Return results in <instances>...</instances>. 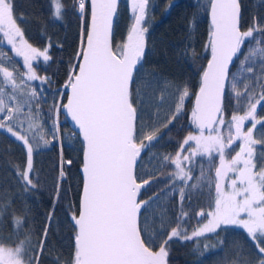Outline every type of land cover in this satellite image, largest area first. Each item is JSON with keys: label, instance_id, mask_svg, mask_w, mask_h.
Here are the masks:
<instances>
[{"label": "snow or ice", "instance_id": "1", "mask_svg": "<svg viewBox=\"0 0 264 264\" xmlns=\"http://www.w3.org/2000/svg\"><path fill=\"white\" fill-rule=\"evenodd\" d=\"M119 2L49 0L55 20L70 11L80 24L65 82L52 92L47 112L51 128L46 132L40 115L47 103L45 85L52 80L40 75L34 62L42 58L47 63L52 57L48 47H34L25 38L24 17L15 14L14 0H0V45L11 50L0 48V131L25 150L24 164L15 168L24 193L39 188L33 178L34 153L54 142L61 148L52 210L39 235L28 227L27 213L18 214L14 199L0 192V224L9 221L14 237L12 243L0 240V264H43L45 256L50 264H169L170 242H191L194 254L203 256L224 244L220 233L229 228L241 229L253 251L245 256L237 248L231 264H264V17L254 14L245 20L241 0H197L194 7L207 15L209 28L203 46L206 64L199 66L193 91L186 83L145 72L151 0H129L130 25L125 37L115 39ZM172 6L166 0L165 11ZM196 26L194 15L189 30ZM13 54L22 59L25 71L18 70ZM184 54L197 56L191 45ZM150 90L156 111L145 120L140 113ZM168 90L173 103L160 121ZM190 96L195 131L177 142L175 154L150 157V166L156 161L154 170L141 175L139 162L162 139L161 129L181 119ZM226 101L235 104L230 118ZM61 115L70 119L68 139L82 153L78 203L69 201L65 209L72 226L69 257L48 245L61 189L74 163L62 155ZM238 141V150L233 149ZM205 189L212 201L209 210H193L191 201ZM162 196L171 198L169 204L178 213L171 222L168 207L161 206L159 214L153 210ZM193 217L196 227L189 230L186 225Z\"/></svg>", "mask_w": 264, "mask_h": 264}, {"label": "trees", "instance_id": "2", "mask_svg": "<svg viewBox=\"0 0 264 264\" xmlns=\"http://www.w3.org/2000/svg\"><path fill=\"white\" fill-rule=\"evenodd\" d=\"M68 0H65L67 3ZM172 7L165 11L166 0H151L148 14V49L146 51L145 72L154 73L160 80H169L177 84H188L192 90H197L199 82V66L206 64V53L204 44L207 40L209 20L202 9L194 7L197 0H170ZM202 3L203 0H200ZM242 13L245 20H250L254 14L264 17V0H241ZM15 14L19 17L23 14L21 27L25 33V38L34 47L43 49L48 47L50 61L45 63L42 58L34 62L40 75H47L51 78L52 84L45 85L48 88L47 103L42 105L40 121L44 124L45 131L51 128L48 121L47 112L53 100L52 92L56 91L65 82L66 70L69 62L75 56L80 22L70 11L61 20H55L50 14L49 0H14ZM196 16L197 26L190 31L189 20ZM130 10L128 0H122L118 9V16L114 26V37L120 41L126 36L127 28L130 25ZM50 45V47H49ZM191 45L195 48L197 56L185 55V49ZM11 52L10 47L0 45ZM13 58L19 71H25L21 58ZM34 87L39 86L38 81L32 82ZM165 92V102L163 104L162 121L168 114L174 97ZM194 97L190 96L185 101V111L179 121L173 123L168 128H162L160 135L162 139L155 143L154 148L140 162L138 172L143 175L154 170L156 161L149 165L150 157H159L165 153L175 154L177 142L181 141L189 131H195L191 127V109ZM166 103V104H165ZM156 100L151 94L148 96V103L141 111V115L147 120L149 112L155 108ZM234 102L226 101L227 118L234 111ZM151 111V113H152ZM262 110L258 108V113ZM242 114V112H241ZM59 123L64 131L65 145L63 148V158H71L74 163L71 167L68 179L63 183L61 189L62 199L57 203L55 210V220L53 221L48 238V245L56 253L69 257L72 254V226L65 215V209L69 201L78 203L82 178L80 175V160L82 153L78 143L69 141L68 135L72 131L61 115ZM250 126V122L245 124V128ZM50 138V135H49ZM71 145V146H69ZM239 141L233 145V149L238 150ZM230 152L232 150H229ZM234 155V152H232ZM200 159V158H198ZM25 161V150L21 144L8 133L0 131V192L7 197L14 199L12 208L20 215L27 213L28 227L39 235L40 229L45 226L46 216L52 210L53 193L58 182V172L61 163V148L56 142L51 147L41 148L34 153V180L39 181V188L29 193H24L17 184L15 176L16 166L23 165ZM207 169V161H204ZM218 163V160H217ZM154 188L157 185H153ZM170 197H161L153 210L159 214L160 207H168L169 220L171 215L178 214L176 208L169 204ZM211 198L208 196V189L204 190L202 196L194 198L193 210L203 208L209 210ZM159 205V206H158ZM9 221L0 224V240L5 243H12V228ZM189 230L196 227V218L193 217L186 225ZM220 239L224 240L223 245H217L213 250L206 252L203 256L194 254L191 242L174 240L169 246V264H231L237 248L243 250L245 256H252L251 246L246 241L245 234L241 229L229 228L226 232L220 233ZM36 236H33L35 241ZM43 264H50V260L45 256Z\"/></svg>", "mask_w": 264, "mask_h": 264}, {"label": "water", "instance_id": "3", "mask_svg": "<svg viewBox=\"0 0 264 264\" xmlns=\"http://www.w3.org/2000/svg\"><path fill=\"white\" fill-rule=\"evenodd\" d=\"M121 2H122V0H120V2H119V7H120ZM128 7H129V10H130L129 0H128ZM118 9H119V8H118ZM116 19H117V18H115V20H114V26H115V23H116ZM65 102H66V101H65ZM193 103H194V100H193ZM62 116H63V115H62ZM63 117H64V119H65L67 125L69 126L70 130L73 131V129H72V124H71L70 119H66L65 116H63ZM247 123H248V122H247ZM80 175H81V173H80ZM81 178H82V176H81Z\"/></svg>", "mask_w": 264, "mask_h": 264}, {"label": "rangeland", "instance_id": "4", "mask_svg": "<svg viewBox=\"0 0 264 264\" xmlns=\"http://www.w3.org/2000/svg\"><path fill=\"white\" fill-rule=\"evenodd\" d=\"M164 102H165V100H164ZM166 104V103H165ZM163 108H166V107H162V108H160V110H159V117L161 116V113H162V109ZM167 109V108H166ZM152 111V110H151ZM151 111L149 112V113H151ZM156 111V109L154 108L153 109V111L152 112H155ZM160 119H161V117H160ZM159 122V121H158ZM159 206V205H158Z\"/></svg>", "mask_w": 264, "mask_h": 264}]
</instances>
